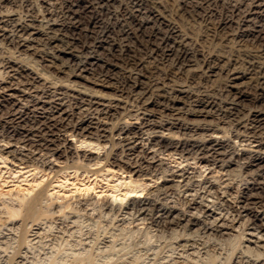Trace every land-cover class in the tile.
<instances>
[{
    "label": "bare ground",
    "instance_id": "1",
    "mask_svg": "<svg viewBox=\"0 0 264 264\" xmlns=\"http://www.w3.org/2000/svg\"><path fill=\"white\" fill-rule=\"evenodd\" d=\"M64 1L62 11L68 14V24L53 19L54 13L47 7L39 9L42 19L36 18L35 12L22 17L13 12L3 14L0 9V55L9 54L0 64V160L6 163L11 158L33 176L30 187L18 190L19 205H4L9 220L37 222L46 214L40 206L48 190H35L42 183L36 177L40 173L45 177L48 170L52 172L57 166L58 157L66 156L86 172L129 174L122 176L124 182L118 186L124 184L126 188L120 193L119 189L113 191L114 199L125 204V209L137 210L142 220L148 218L174 231L179 229L176 239L197 233L217 236L220 229L239 222L244 229L236 241L242 242L245 229L252 226L254 231L250 234L256 237L255 243L263 242L260 247L264 250V0H192L195 8L204 6L209 15L222 5L230 16L223 25L235 26V38L256 44L255 49H248L250 59L245 64L236 57L228 62L226 59L224 63L229 66L220 65L223 58L219 56L207 57L191 51L187 38L157 9L158 5L154 6L155 1ZM117 1L123 3L119 15L111 10V22H103L105 11ZM68 26L74 29L73 35L64 32ZM78 30L93 35L91 43L85 44L84 48H90L85 57L80 55L79 35L82 37ZM117 34L122 37L121 43ZM64 36L69 38L65 40L67 44L62 43ZM43 39L52 48L47 56L51 59L38 60V56L34 60L38 54L34 41ZM136 41L150 53L138 57L133 45ZM100 48L111 53L116 61H126L127 67H120L115 59L111 63L103 61L102 55L106 53L101 55ZM158 56L170 59L180 73L194 66V57L203 56L201 75L212 78L217 75V68L224 72L226 102L219 106L209 95L168 89L165 84L147 81L148 59ZM255 57L261 61H255ZM45 61L49 63L44 64ZM45 66L66 77L55 78ZM115 75L123 79L122 85L114 86L112 80L118 78ZM248 76L252 82L245 79ZM107 88L112 91H106ZM132 98L139 105L126 114ZM118 148L120 151L116 152ZM177 155L178 165L187 162L184 168L169 170L166 166L160 176L144 173L157 166V162L163 164L164 156L170 160ZM212 166L215 172L230 174L234 170L231 167H239L249 185L237 191L238 197L213 182L205 194L198 187H188L183 193L186 210L157 205L146 197L167 188L163 183L153 191L149 189L151 183H158L169 172L173 182L178 177L188 185ZM190 169L197 173L192 176ZM133 172L141 174L134 177ZM146 175L150 176L147 180ZM57 206L61 211V205ZM30 231L33 230L24 228L12 259L21 255L25 244L33 243L41 235L35 230L28 234ZM239 242L234 243L225 264H231L234 251L241 247ZM250 249L245 251L252 253ZM256 256H263L260 262L264 261V251H258Z\"/></svg>",
    "mask_w": 264,
    "mask_h": 264
},
{
    "label": "rangeland",
    "instance_id": "2",
    "mask_svg": "<svg viewBox=\"0 0 264 264\" xmlns=\"http://www.w3.org/2000/svg\"><path fill=\"white\" fill-rule=\"evenodd\" d=\"M152 1L156 2L154 6L158 5L157 9L160 10L166 18L179 27L181 34L183 33L182 35L187 38L189 48L191 51L195 52L196 55L201 53V55L207 57L210 56V54L219 56V58L221 57L220 59L223 58V60L219 61V64L222 66L226 63V59L228 62L236 57L237 61L239 59V62L245 64L246 61L250 59L247 55L248 49H255L257 47L256 44L254 46L252 43V45L250 41L235 38L233 35L235 26L225 27L223 25L230 16L229 12L220 4L215 8L216 11L214 14L209 15L208 12L206 13L204 6L203 8H195L192 0ZM64 2V0H0V9L3 11V14L13 12V14L22 17H26V15L35 12L36 18L42 19V17H40L42 15L39 16V9L44 10V7H47L53 11V19H56L57 22L68 24L69 18L67 17L68 14L64 12ZM119 2L120 1H117L115 2L116 4L113 3L109 6V10L105 11L103 14V16H105L103 22H111V10L116 11V15H119L123 4ZM151 6L153 5L151 4ZM86 19H88V17L84 18V24L87 23ZM73 30L71 26H68V29L64 32L69 33H66V35L69 36L74 34ZM80 34L82 37L80 38L79 35V46H82L80 55L85 57L84 55L87 54L88 49L90 50L88 47L84 48L86 46L85 44L91 43L93 35H91L92 33L89 35L85 30L81 31ZM67 36L63 37V44H67L66 41L69 39ZM116 37L119 43H121L122 37L118 34ZM34 45L38 52L37 58L35 57L34 60H37L38 56H40L38 60L44 58L45 60L51 59L47 56H50L49 54H51L52 48L44 39L42 41H34ZM133 45L138 57H141V54H145V52L150 53L149 49L144 48L138 41L133 43ZM138 48L139 51H137ZM102 49L103 48H100L99 50L100 54L106 53L102 55L103 61L110 60L109 62L111 63V60H114L115 57L111 56V53H108L107 50ZM104 50L105 52H103ZM3 55H0V64L9 54L5 53ZM245 55H247V58ZM2 56L3 58H1ZM199 57L200 56H198V58L194 57L196 60L193 62L194 66L192 68L190 67V71L185 70V72L183 71L181 73L170 59L160 56L156 58L151 57L148 59V63L145 67L146 76L148 75L147 81L152 83L157 82L159 85L165 84L168 89L176 88L177 90L181 89L193 94L199 93L209 95L213 97L215 101H218L217 103L221 106L222 103L224 104L226 102L225 99H227L224 85V72L222 73V71L217 68L216 76L205 78L200 74L202 70L201 58H203V56ZM260 59L259 57L254 58L255 61H259ZM114 62L118 64L120 62L121 65L119 64V66H123L122 68L127 67L126 61L120 59L116 61L115 59ZM122 62H124V64ZM45 63L48 64L49 62L45 61L44 64ZM44 64L41 62L42 66ZM100 64L104 63L100 62ZM226 66H224V68ZM45 67L51 70L50 72H52L55 78H58L57 76H59V78L66 77L64 73H58L48 66ZM256 75L257 74H252V77ZM88 76H91V79L93 77V75L90 74ZM149 76H151V78ZM250 76L245 79L249 81ZM81 81L83 80L81 79ZM112 81L114 86H120L124 83H122L123 79L120 76ZM250 81L252 82L253 79ZM106 91L110 92L112 90L107 88ZM250 91L253 92V88H251ZM129 101V108L127 107L128 110L126 109L125 111L126 114H128V112L131 113L130 111L136 109V106L139 105L133 98ZM109 148L110 145L107 149ZM91 151L95 152V154L97 153L96 150ZM119 151V148L116 149V152ZM104 153L105 151H102L100 155L103 156ZM66 158V156L58 157V162H55L57 166H55L52 172L48 170L45 177H42L44 173L37 175L36 178L38 181H42V183L35 188V190L40 188L43 189L44 193L48 190L52 193V196H50L49 193L47 194V191L41 201L40 207L46 214H44L39 221L33 222L30 220L27 221L28 223L23 220L21 221L20 218L9 220L4 205H19L17 196L20 195V192L18 190H20V188L30 187L33 182V176H31L30 173H26L27 170L22 169V167L12 161L11 158L8 159L6 163L0 160V264H208L212 262L213 258V260H215L212 262L213 264H225L227 261L226 258L233 252L234 243L239 242L236 241V239L240 237L244 229V227L240 226L239 222H237L234 227L229 225L228 227H224V229H220L222 231L219 232L217 236L211 235V233H197L196 235H186L185 237L181 236L176 239L175 237L180 231L179 229L174 231L172 228L154 223L153 220L148 218L142 220L137 210L125 209V204H120L121 202L114 199L113 191L119 189L120 191H118V193H120L122 190H125L126 187L124 184L121 185V187L118 185L124 182L122 176L126 178L129 174L118 173L114 175L105 172H86L82 168H78L79 164L76 165V163H73L74 161ZM163 159V164L159 165L157 162V166L144 173L147 172L155 176H160L166 166H168L167 168L169 170L170 168L177 170L178 168H184L187 164V162H184L178 165L179 163L177 162L180 161L178 155L170 160H168L167 156H164ZM219 166L220 165H218V167ZM193 167L196 166L193 165ZM137 169L138 168L135 170ZM215 170V166L208 168L201 177L194 178L195 180H192L193 183L191 181L188 185L187 182L185 185V182L181 181L183 178L176 177L173 182V177L170 176L171 172H169V175L167 174L168 176L158 179V183L156 184L151 183L152 185L149 187V189L153 191L157 188V185L165 183L167 188L158 192H152V194H148L146 197L157 205L178 207V209L186 210L188 209V205H186L183 200V193H185L188 187L194 190L198 187V191L200 190L199 192L205 194L211 189L210 185L212 183L210 182H213L215 185H218L217 187H219V189H227L229 194L238 197L240 189H244L250 182L248 181L249 179L243 175V171H240L239 167H231L230 170H233L231 174L227 171L215 172ZM217 170H219V168H217ZM190 173L194 176L197 171L190 169ZM132 174L134 177H137V175L141 173L135 175V172H133ZM149 177V175H146L144 178L147 180ZM217 178L218 181L216 180ZM177 183H181L183 186H176ZM205 186H207L208 189H206ZM77 188L91 189L89 192H79L76 191ZM212 190H214V188ZM237 191L239 192L237 193ZM64 192H66V194ZM145 194L146 193L142 196L144 197ZM56 204L61 205V211L59 206L56 207ZM66 205H69V207L65 208ZM26 225H28V227ZM24 228L28 231L33 230L28 234L35 230L39 233H37V235H41L37 237L36 241H33V243L29 242L21 248V257L17 256L12 259L11 255H13L14 250L19 248L18 239L24 231ZM253 231L254 229L252 226L245 229L246 237L242 239V242L240 241V249L234 251L233 258L230 260L231 262L229 261L231 264H264V261L260 262L263 256L259 259H257L256 256L258 251H264L263 248L260 247L263 242H259L258 244L255 243L256 237H252L250 234ZM248 239H251V241H248ZM248 247L251 248L250 251L252 253L245 251Z\"/></svg>",
    "mask_w": 264,
    "mask_h": 264
}]
</instances>
